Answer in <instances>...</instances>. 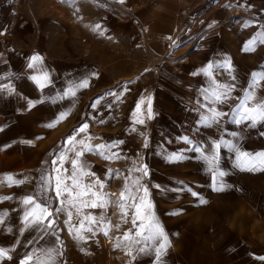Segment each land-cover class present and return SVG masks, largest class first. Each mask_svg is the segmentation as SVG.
<instances>
[{
	"label": "rangeland",
	"instance_id": "obj_1",
	"mask_svg": "<svg viewBox=\"0 0 264 264\" xmlns=\"http://www.w3.org/2000/svg\"><path fill=\"white\" fill-rule=\"evenodd\" d=\"M251 22L264 25V0H75L71 5L63 0H0V86L11 85L20 96L18 110L8 108L0 114V139L4 137L0 153L8 165L0 179L10 174L27 180L19 186L0 185V197H12L0 200V214H8L0 225V247L15 249L10 252L12 259L0 264H19L32 248L55 244L56 236L63 245L58 264H129L123 244L114 247L117 237L132 227L117 215L121 183L107 192L114 202V223L121 224L107 237L97 230L102 239L95 242L94 236L87 243L78 242L64 223L65 213L56 220L55 236L29 244L39 234L35 230L21 234L22 199L37 194L40 176L52 171V160L71 147H66V140L84 123L89 128L77 140L90 136L93 145L123 141L117 147L122 157L116 159L119 165L122 162V173L134 179L141 173L130 170L148 166L149 175L141 183L148 186L156 216L171 242L166 264H264L255 258L264 256V172L241 171L234 166L235 154L222 148L219 167L227 173L222 181L231 187L214 191L208 165L189 150L219 139L222 133L224 139L233 140L231 132L243 135L239 141L243 150H264V136L259 134L264 126L238 127L229 117L220 127L200 123L206 114L200 107L205 102L201 89L209 86L200 70L216 64L217 51L225 55L219 29ZM96 25L100 28L93 31ZM261 31L246 35L235 55L227 56L231 75L242 81L234 82V98L242 95L253 71L264 70V44L257 43L254 51L243 50ZM36 54L43 58L40 67L51 79L43 90L30 79L36 70L27 67ZM215 76L221 83L217 71ZM84 78L89 79V87L76 97L57 99ZM124 85L129 91L124 92ZM113 91L123 93L120 100L106 95ZM259 94L264 96V91ZM149 97L152 119L147 118ZM142 98L140 118L145 122L138 124L133 112ZM29 100L37 102L34 107L29 108ZM237 102L231 99L218 107L229 112ZM64 112L70 114L55 127L46 126ZM185 136L192 145L184 142ZM172 154H183L185 159L171 161ZM91 156L100 164L107 161ZM120 179L125 183V178ZM200 198L207 203L201 204ZM57 206L52 200V207ZM78 219L74 214L73 223ZM133 264H153V258L141 256Z\"/></svg>",
	"mask_w": 264,
	"mask_h": 264
},
{
	"label": "snow or ice",
	"instance_id": "obj_2",
	"mask_svg": "<svg viewBox=\"0 0 264 264\" xmlns=\"http://www.w3.org/2000/svg\"><path fill=\"white\" fill-rule=\"evenodd\" d=\"M63 2L71 5L75 3V0H63ZM120 2L123 3L124 0H120ZM248 26L250 25H244V27ZM99 28L100 25H96L93 31ZM257 43L264 44V31L258 32L247 41L243 50L254 51ZM41 65H43V58L36 54L30 58L27 67L36 70L37 74L32 75L30 79L43 90L51 83V79L49 74L40 67ZM221 68L231 73L232 65L230 60L219 64L209 63L200 70V73L206 76L209 81V86L201 89L205 102L200 107L205 109L206 114H202L200 123L209 128L213 126L220 127L224 123V118L229 117L230 122L238 127L246 126L249 129H255L258 126H264V96L259 94L264 91V70L253 71L251 80L248 82L247 87L243 89L242 95L234 98L232 93L236 91V85L234 83L221 84L215 79L216 70ZM93 75L96 74L93 73ZM232 79L235 80V77H232ZM87 87H89V79L84 78L71 84L57 99L76 97L79 90ZM123 87L124 92L129 91L127 85ZM3 90H7L11 94L14 88L11 85L0 86V91ZM106 95L114 96L116 100H120L123 93L118 94L113 91ZM231 99H237L238 102L235 107L230 108L229 112H224L218 107L228 104ZM99 102L100 100L98 99L93 103L92 107L95 108ZM144 102L142 98L136 105V111L133 112L135 123L144 124L145 122L144 119L140 118L141 105ZM36 103L29 100V108L34 107ZM69 114L68 112L61 113L57 121L46 126L55 127L56 123L65 119ZM152 115L151 97H149L147 118L152 119ZM103 122L101 121V123ZM88 128L89 125L84 123L76 130L74 135L68 137L66 147L67 145H71V147L67 148V151L56 154L52 160V171L40 176L37 194L25 196L22 199L21 203L25 206V211L22 217L24 227L21 229V234L29 230H35L39 234L28 241L29 244L39 243L47 235L55 236L53 229L61 213L66 214L67 219L64 223L68 225V231L73 236V239L78 242L87 243L92 236L97 234V230L106 237L113 227L117 231L120 230L121 224L112 225L111 220L105 214L107 209L114 203L111 199V194L104 191L105 182L89 170V166L82 157L85 153H92L101 156L105 160L119 159V153L112 151V149L117 148L123 141L93 145L91 143L92 137L90 136L77 140L76 137L80 133H86ZM259 134L264 136V131ZM230 135L234 138L233 140L224 139L222 133L219 139H210L207 144H197L189 149L199 153L197 159L204 161L208 165V171L212 175L211 186L214 191H223L226 187H231L230 185H225L222 181V178L227 174L220 170L219 167L222 148L235 154L234 166L240 168L241 171L264 172V150L256 152L243 150L239 143L240 140L244 139L243 135L239 132H231ZM182 139L189 145L193 143L187 136ZM25 143L30 144L32 142L25 141ZM144 146H148L147 139H145ZM69 151L73 153L71 157L68 156ZM168 159L178 161L185 159V157L183 154H172ZM65 163H69L71 168H65ZM131 171L139 172L141 176L134 179L130 175L125 177V183L120 191L118 200L115 201V205L120 209L122 222L131 223L132 227L124 231L121 237H117L114 247L121 248L123 244L125 254L130 258L129 264H133L141 256L152 257L153 264H166L165 257L171 248V242L159 218L156 216L155 206L150 199L151 194L148 186L141 183L142 178L149 175L148 166L145 164ZM109 174L110 176L113 175V170L109 169ZM93 177L94 179H91L90 182H85L86 178ZM26 182V179H17L10 174H6L0 179V185L9 187L19 186ZM155 187H159V185ZM192 195L198 196V193L192 192ZM9 199H12V197H0V200ZM52 200L56 201L57 207H52ZM200 203L206 204L207 201L200 198ZM97 208L104 211L99 215L85 212L86 209ZM74 214L79 218L77 223H73ZM171 214L175 215L178 213ZM7 215L6 212L0 214V225L4 224ZM8 231L11 232L12 229L8 228ZM85 232L90 233L91 236H85ZM56 244H60V247H57ZM62 247V242L56 236L55 244L32 248L24 254L19 264H58L60 257L63 256ZM14 250V248L0 247V261L11 260L10 252ZM81 251L85 250L82 248ZM255 258L264 261V256Z\"/></svg>",
	"mask_w": 264,
	"mask_h": 264
},
{
	"label": "crops",
	"instance_id": "obj_3",
	"mask_svg": "<svg viewBox=\"0 0 264 264\" xmlns=\"http://www.w3.org/2000/svg\"><path fill=\"white\" fill-rule=\"evenodd\" d=\"M237 15H239V13H237ZM209 17V16H208ZM211 18H217V16H215L214 14L210 15ZM245 24H249L250 26L248 27H244ZM244 25L240 26L238 24H229L226 25L224 27H221L219 29V33L221 35V41L223 47L227 48H223V50H225V55H223L222 52L217 51V55L215 56L216 58V64L222 63L224 61H227V56H230L232 54L235 55L234 50H238L241 47V44L243 42H245V40H247V38L245 37L248 34H251L253 32H255L258 29H263L264 30V25H260L258 23H245ZM233 44V45H231ZM233 46V47H232ZM232 47V48H231ZM220 51V50H219ZM250 59V58H249ZM254 63V62H253ZM251 65V64H250ZM253 65H258L256 62ZM217 71V79L222 83H234L235 81H237L238 84H241L242 81L240 79H237L235 77V80L232 79L231 73H229L226 69H218ZM216 77V76H215ZM19 91H13L11 94L8 93H2L0 91V114H2L6 109L11 108V109H15V107H17V110L19 108ZM10 135L11 138H15L16 134L15 132L12 130L10 131ZM2 140H4V137L0 139V142L2 143ZM31 150L28 151V153L30 154ZM6 158L3 157V155L0 153V172L5 169L6 167L8 168V165H6L7 163L5 162ZM6 163V164H4ZM15 246V245H13ZM14 257V256H13Z\"/></svg>",
	"mask_w": 264,
	"mask_h": 264
},
{
	"label": "bare ground",
	"instance_id": "obj_4",
	"mask_svg": "<svg viewBox=\"0 0 264 264\" xmlns=\"http://www.w3.org/2000/svg\"><path fill=\"white\" fill-rule=\"evenodd\" d=\"M109 5V7H115V8H120L119 6H117V5H114V4H108ZM114 9V8H113ZM120 9H122V8H120ZM115 150H114V152H120L119 151V149L118 148H114ZM113 150V149H112ZM119 155H120V153H119ZM98 156V155H97ZM120 157H122L121 155H120ZM83 160L87 163V165L89 166V170L91 171V172H94L95 173V175H96V177H99L102 181H104L105 182V188H104V191L105 192H108V190L110 189V187L112 186V187H115V186H119L120 185V183L123 185L124 184V181H122L121 179H120V177H122V178H125V177H127V176H129L128 174H126V172L124 171L123 173H125V174H123L122 173V170H121V168H122V166H120L121 165V163H120V165H119V163H117V161H116V159H112V160H107V161H105L104 163H99L95 158H93L92 156L91 157H89V153L86 155V156H84V158H83ZM65 168H68V169H70L71 168V166H70V164L68 163L67 165H65L64 166ZM109 169H111V170H113V175H111L110 176V174H109ZM119 176V177H118ZM131 176V175H130ZM118 177V178H117ZM132 177V176H131ZM91 179H94V177L93 178H86L85 179V182L87 183V182H90V180ZM113 209H115V207L114 206H110L108 209H107V211H106V216L111 220V223H112V225H116L115 223H114V216H115V214H114V212H112L113 211ZM104 210H102V209H99V208H97V209H86L85 210V212H91L93 215H99V214H101L102 212H103ZM118 215V218L120 217V219H121V213H120V215L119 214H117ZM114 233V232H113ZM96 236V235H95ZM91 239H94V236H92L91 237ZM90 239V240H91ZM97 239L98 240H100V239H102L101 238V236L100 235H98V236H96V240H95V242L97 241ZM94 241V240H93ZM94 242V243H95Z\"/></svg>",
	"mask_w": 264,
	"mask_h": 264
}]
</instances>
